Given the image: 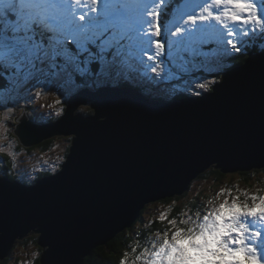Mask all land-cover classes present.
<instances>
[{
    "label": "water",
    "instance_id": "obj_1",
    "mask_svg": "<svg viewBox=\"0 0 264 264\" xmlns=\"http://www.w3.org/2000/svg\"><path fill=\"white\" fill-rule=\"evenodd\" d=\"M124 88L71 96L64 116L44 130L23 119V139L14 129L29 106L15 107L23 110L7 125L21 145L55 134L74 144L55 177L32 186L0 181V259L14 239L37 233L41 264H81L132 227L146 204L181 196L212 166L264 167V51L227 70L203 98L168 104ZM88 103L91 114L75 113Z\"/></svg>",
    "mask_w": 264,
    "mask_h": 264
},
{
    "label": "snow or ice",
    "instance_id": "obj_2",
    "mask_svg": "<svg viewBox=\"0 0 264 264\" xmlns=\"http://www.w3.org/2000/svg\"><path fill=\"white\" fill-rule=\"evenodd\" d=\"M184 7L185 0H0V80L26 93V104L48 91L70 98L85 87H118L113 74L135 71L138 64L156 79L165 78V71L170 80L190 76L184 91L203 98L222 84L224 58L244 52L250 41L264 40V0H199L178 23L164 27L163 18ZM203 57H210L209 63H201ZM63 112L62 106L56 115ZM22 127L23 117L14 129L21 139ZM66 143L71 149L73 138ZM68 157H58L62 164L52 177ZM0 181H8L7 174ZM241 195L244 200L224 189L217 193L222 199L208 201L212 206L195 218L168 219L150 248L131 262L125 254L119 264H264V195ZM40 226L33 225L38 231Z\"/></svg>",
    "mask_w": 264,
    "mask_h": 264
},
{
    "label": "rangeland",
    "instance_id": "obj_3",
    "mask_svg": "<svg viewBox=\"0 0 264 264\" xmlns=\"http://www.w3.org/2000/svg\"><path fill=\"white\" fill-rule=\"evenodd\" d=\"M126 1L127 0H122L123 3ZM127 4L129 3L127 2ZM175 22L178 23L179 19L175 20ZM253 42L256 43L255 40H253ZM250 43L252 44V41L248 42V46L250 45ZM134 68L135 71H131V73L129 74L130 77L127 76V80H125V75H127L128 73H122L123 87H132L133 83L136 81V79H133L134 72H136L138 76L143 78L142 81L144 83L136 81L134 83L135 86L141 85L142 87L147 88V91L155 90L157 88L155 84L150 85V83H148L144 79L146 78V72H149L148 70H145L142 66L138 64L134 65ZM175 69L176 72L179 73L180 70L178 68ZM163 75L165 78H160L159 83H162L164 85V88H160L158 93L168 96L174 95V93L177 92L172 88H183L181 91H184V89L188 87L187 82L191 80V77L188 75H184V79L182 81L166 79V77H168L169 75L167 71H165ZM0 82L3 85L1 88L2 90L0 91V113L3 114V117H6V119L0 117V174H2L3 176L5 175V172L3 170L4 167L2 165V158H7L6 160L11 165H15L16 169L14 172L23 182H31L40 172H52L54 168H60L62 161L59 160L58 157L64 156L60 154L62 152L60 144L62 142L64 144H67L66 141L69 139V137H71V135L57 136L62 142L60 143V141H55V144L47 150L35 147L36 143L25 147L18 142V138L12 133V130L15 128V126L13 125L16 124L14 117L20 115L23 108L18 110L14 108L13 112L8 113L6 111V107L13 105L15 101L19 100L20 104L15 107L29 106V109L27 110V117L29 119L37 123L45 122L44 120L46 118L48 119L52 116H57V109L62 106L64 107V105H57L56 100H68L69 97L65 95L63 98H61L57 96L54 91H48L44 92L38 97H34L33 99L28 100V102L25 104V100H27L26 93L16 88H9L7 85L3 84V80H1ZM173 85H177V87H173ZM154 92L156 93V91ZM22 96L24 97V99H21ZM89 105V103L86 106L79 105L75 113H82L88 108L92 110ZM30 115H32V117H30ZM8 122L13 125L8 126ZM46 139L40 142H43ZM40 142L38 143L40 144ZM38 143L37 145H39ZM18 145L19 148L17 149L16 146ZM9 171V176H13V170ZM257 174H259V177H262V175H264V172L257 171ZM24 184L26 185V183ZM261 188L262 187L256 183L253 186L246 187L242 184V182L238 180L237 174H229L226 176V178L223 179L221 183H214V181L208 179H196V181L192 182L191 188L188 190L187 194H184L182 198L179 199V201L178 199L174 198L173 200L168 201L169 203L163 202L164 200H160L154 203L146 204L145 210L141 218L138 216V223H135L134 228L131 231V234L135 236V240L132 243V247L133 249H136V252L129 258L127 257V259L129 260V262H131L135 255L139 254L142 249H144L145 247H151L152 242L155 240L157 233L159 232L150 234L148 238L145 237L142 240H139L140 238L138 237V233L142 231L141 229L143 228V226L147 225L148 223L156 220L160 222V225H162V222H164L163 227L164 230H166L168 227V219L180 220V218L182 219V215H184L183 218H186V214L195 218L194 214H192L191 212L194 208L191 203H194L195 199H197V201L201 203L207 202V206L211 207L212 205H210L208 201L218 203L220 199H222V197L218 199L217 193L221 190L231 189L233 195L240 196L241 193L245 192L249 194H254L258 192L259 194L264 195V189L262 188L263 190H261ZM242 196L243 198H245L244 195ZM176 204L181 205V208L179 209V211L173 212L172 208ZM201 208L202 206L196 207L193 209V211H196ZM161 214H164L166 216V219L163 221L159 219ZM27 238L29 240H27ZM36 238H38L37 233L29 234L22 237L21 239H17L16 243L14 244L11 250L9 258L6 259L9 255L8 254L7 257L0 259V262H4L5 264H41L38 260L42 252L44 251V248L37 244Z\"/></svg>",
    "mask_w": 264,
    "mask_h": 264
},
{
    "label": "trees",
    "instance_id": "obj_4",
    "mask_svg": "<svg viewBox=\"0 0 264 264\" xmlns=\"http://www.w3.org/2000/svg\"><path fill=\"white\" fill-rule=\"evenodd\" d=\"M163 19L166 22L165 25L169 23L167 16L164 17ZM255 52H259L258 49H255ZM246 58H247V55H245V54L244 55H238L236 58L233 59L235 61L233 66L240 65V64L244 63ZM112 79L118 85H120L119 87H122L123 83L120 82L121 80L119 79L118 76L113 74ZM217 79H220V77L217 76ZM0 85H2L1 82H0ZM155 86H157V88L155 90L147 91L146 90L147 88H144L141 85H138V89L141 92H143L144 94H146L147 96L149 95V97L152 99L154 97L156 99H160L161 96L156 95V93L154 91L159 92V89L164 88V85L162 83H158ZM1 88H2V86H0V91L2 90ZM64 108L66 109V105H64ZM82 113H83V115H87V114L89 115L92 113V110H90L88 108V109H86V111H84ZM30 117H32V115H30ZM58 117L59 116H53L51 120L56 121ZM55 141H60V143L62 142L58 137L48 138L45 141L41 142L39 145L36 144L35 147L47 150L48 148L50 149L55 144ZM60 145L62 147H65V151L63 153H64V156H67L69 154L68 144H64L62 142ZM16 147L18 149L19 145ZM29 149H31V148H29ZM7 165H9L8 161H7ZM257 171H259V172L263 171L264 172V167L263 168H254V169H251L249 171H240V172H236V173H222L220 170L214 169V167L212 166L209 170H207L203 174L199 175L196 179H208V180L214 181V183H216V182L221 183L223 181V179L226 178L227 175L237 174L238 180L240 182H242V184L244 186H246V187L253 186L256 183L264 189V175H262V177H259V174H257ZM196 179L194 181H196ZM191 185H192V183H191ZM191 185H190L189 189L191 188ZM262 188H261V190H263ZM188 190L186 192H184L181 196H175L173 198H167V199H164L163 202L171 201L174 198L178 199V201H179V199H181L184 194H187ZM240 198H241V200L245 199V198H243L242 195L240 196ZM200 201H201V198H200ZM200 203L201 202L197 201V199H195L194 203H191V205L194 208L202 206L201 209H198L196 211H193L194 208L192 209L191 212H192V214H194V216L196 215L197 211L203 212V211H205L206 207H208L207 202H204L201 204ZM180 208H181V205L176 204V205H174V207L172 209H173V212H177V211H179ZM144 210H145V207L141 210V212L139 214L140 218H141ZM183 216L184 215H182V218H183ZM137 219H136L135 223H138ZM135 223L132 225V227L125 228L123 231L119 232L115 236L114 239H112L111 241H109L107 243L106 246H100V247L93 249L91 251V253L82 260L81 264H119L120 260L125 256V254H127L128 258L131 255L135 254L132 251L133 250L132 243L135 240V236L131 234V231L134 228ZM163 225H164V222H162V225H160V222L154 220L153 222H150L147 225L143 226V228L141 229L142 231H140L138 233V237L140 238L139 240H142L145 237L148 238L150 236V234H154L155 232L157 233V232L163 231L164 230ZM27 240H29V239L27 238ZM36 241H37V238H36ZM9 256H10V254L8 255V257L6 256L7 257L6 259H8ZM0 264H5V263L0 262Z\"/></svg>",
    "mask_w": 264,
    "mask_h": 264
},
{
    "label": "bare ground",
    "instance_id": "obj_5",
    "mask_svg": "<svg viewBox=\"0 0 264 264\" xmlns=\"http://www.w3.org/2000/svg\"><path fill=\"white\" fill-rule=\"evenodd\" d=\"M127 2L129 3V4H135V2H134V0H127ZM147 3H151L152 2V0H148V1H146ZM263 51V50H262ZM259 52H261V51H259ZM259 52H256V53H259ZM125 87V86H124ZM41 143V142H40ZM39 144V143H38ZM25 185V184H24ZM15 241L13 242V245H12V248H13V246H14V244H15V242H16V240L17 239H14ZM12 248L10 249V251H9V254L11 253V250H12ZM6 257V256H5ZM39 263H40V258H39Z\"/></svg>",
    "mask_w": 264,
    "mask_h": 264
}]
</instances>
